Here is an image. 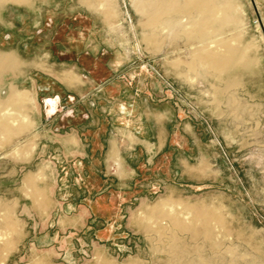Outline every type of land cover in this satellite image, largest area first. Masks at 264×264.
Here are the masks:
<instances>
[{
    "label": "rangeland",
    "instance_id": "374dc122",
    "mask_svg": "<svg viewBox=\"0 0 264 264\" xmlns=\"http://www.w3.org/2000/svg\"><path fill=\"white\" fill-rule=\"evenodd\" d=\"M88 2L0 8V51L20 61L0 98L13 82L33 90V125L0 130V219L14 220L0 262L264 264V0H233L209 37L155 45L135 0H111L110 20ZM212 39L241 49L239 68L198 60ZM165 199L206 204L221 225L207 237L149 215Z\"/></svg>",
    "mask_w": 264,
    "mask_h": 264
},
{
    "label": "bare ground",
    "instance_id": "6f19581e",
    "mask_svg": "<svg viewBox=\"0 0 264 264\" xmlns=\"http://www.w3.org/2000/svg\"><path fill=\"white\" fill-rule=\"evenodd\" d=\"M96 1L98 0H91L88 5L95 7ZM7 2L24 4L29 7H33L34 4V0H0V8ZM101 3L105 6L103 11L105 18L110 20L113 16L111 0H101ZM135 3L139 10L145 14L143 25L147 32L144 34V38L153 45L165 33L184 34L188 37L204 39L209 37L215 26L222 24L223 20L232 21L235 14L233 0H135ZM210 43L215 44L214 46L203 45L202 50L197 54L198 60L204 65L228 72L242 63L241 49L235 47L233 43L213 39L210 40ZM17 57L13 51H0V82L5 73L11 71L16 74L20 63ZM63 78L70 83L76 80L72 74L63 76ZM45 101L51 110L55 109V98L48 97ZM32 105V89H21L13 83L10 84L6 96L0 98V130L4 131L9 138L26 131L33 125L29 115ZM27 181L32 183L33 177H27ZM162 212L170 218L174 227L180 230H189L197 235L203 232L207 237L212 235L211 226L213 223L221 225L222 222L216 209L202 203L174 204L165 199L160 200L149 209V215ZM13 221L8 210L0 219V252L9 251L12 243L10 226ZM1 223L5 226L3 227ZM0 264L2 263L0 262ZM33 264L47 263L40 260ZM105 264L111 263L107 261Z\"/></svg>",
    "mask_w": 264,
    "mask_h": 264
},
{
    "label": "crops",
    "instance_id": "0c3cea01",
    "mask_svg": "<svg viewBox=\"0 0 264 264\" xmlns=\"http://www.w3.org/2000/svg\"><path fill=\"white\" fill-rule=\"evenodd\" d=\"M4 37L5 38H8L9 37V34H6V35H4ZM27 78V80H29V81H27V82H29V86L31 87L32 85H30L31 84V78L29 77V76H27L26 77ZM14 83V82H13ZM9 86L10 85H8L7 86V91H8V89H9ZM24 88H28V87H24ZM30 89V88H29ZM112 133V131H109V134H108V136H109V138L107 139V141H106V147H107V151H109V153L111 154V157H112V152H113V149H115V141H113L112 140V138H113V134H111ZM116 135V134H115ZM159 137H160V129H158L157 128V130L153 133V139H155V143H159ZM137 145V144H136ZM121 166V165H120ZM119 166V167H120ZM126 168V167H125Z\"/></svg>",
    "mask_w": 264,
    "mask_h": 264
}]
</instances>
